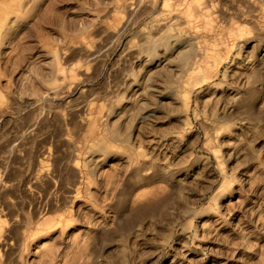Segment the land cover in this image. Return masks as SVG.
Listing matches in <instances>:
<instances>
[{"label":"rangeland","instance_id":"1","mask_svg":"<svg viewBox=\"0 0 264 264\" xmlns=\"http://www.w3.org/2000/svg\"><path fill=\"white\" fill-rule=\"evenodd\" d=\"M191 1L0 0V264H264V0Z\"/></svg>","mask_w":264,"mask_h":264},{"label":"bare ground","instance_id":"2","mask_svg":"<svg viewBox=\"0 0 264 264\" xmlns=\"http://www.w3.org/2000/svg\"><path fill=\"white\" fill-rule=\"evenodd\" d=\"M199 0H192L190 3H187V5L185 6V9L183 10H180V11H174V13H168V17H164L165 19L168 18L165 22H159L156 24L155 28L153 29L154 30V33L157 35V34H160L161 32L165 31L166 28H169L172 27L171 25H174V24H181L183 22H185V24L188 22V23H191V16L195 15V14H198L200 12H203L209 8H213V7H210L208 8V6L206 5V3H197ZM212 1V0H210ZM211 4H213L212 2H210ZM214 6V5H213ZM216 6V5H215ZM179 10V9H178ZM209 11V10H208ZM196 16V15H195ZM198 16V15H197ZM208 18V17H207ZM160 19V18H159ZM211 19V18H210ZM210 19H206V21L204 22V26L200 25L201 27H205L204 30H206V32H210L212 33V31H214V28L213 26L211 25V21ZM162 21V20H161ZM193 25V24H192ZM197 26V24H194ZM199 26V24H198ZM199 26V27H200ZM195 27V26H194ZM197 29V27H196ZM203 29V28H202ZM201 29V30H202ZM166 32V31H165ZM198 32H200V29H198ZM197 32V33H198ZM238 32V30H237ZM201 33V32H200ZM232 34V32H230ZM239 33V32H238ZM162 34V33H161ZM235 34V33H234ZM233 34V35H234ZM193 35V34H192ZM202 35V34H201ZM199 35V37L201 36ZM205 35V34H204ZM240 35V33H239ZM237 34V36H232V37H238L239 36ZM198 36V34H197ZM231 38V37H230ZM155 39V38H154ZM221 40V38H219ZM238 39V38H237ZM235 40V39H234ZM233 41V40H232ZM236 41V40H235ZM214 42V41H213ZM233 43V42H232ZM238 43V42H237ZM156 44V43H155ZM235 44V43H234ZM233 44V45H234ZM216 45H217V40H216V43H213L212 45H206L203 49L199 48V53L198 55L200 56V58L194 62H189L185 67L184 71H185V74H187L189 77H192L195 75L196 72H199L201 71L202 67H206V66H209V60H211V58L214 59V56L216 55ZM232 46V45H231ZM235 46V45H234ZM231 49H229V51L232 50V47H230ZM219 56V55H218ZM222 58V57H219V59ZM216 59V58H215ZM214 59V60H215ZM218 59V58H217ZM219 60L217 61H212L213 64H215V62H218ZM221 63V61H220ZM218 62V64H220ZM210 66L211 67H216L215 65ZM219 66V65H218ZM217 66V67H218ZM217 69V68H216ZM215 69V70H216ZM213 70V68H212ZM217 73V72H216ZM199 81H197L196 83H198Z\"/></svg>","mask_w":264,"mask_h":264}]
</instances>
